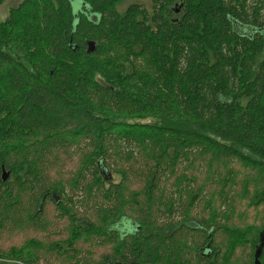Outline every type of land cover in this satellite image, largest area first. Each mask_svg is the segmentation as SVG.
Listing matches in <instances>:
<instances>
[{
    "label": "trees",
    "instance_id": "16d2710c",
    "mask_svg": "<svg viewBox=\"0 0 264 264\" xmlns=\"http://www.w3.org/2000/svg\"><path fill=\"white\" fill-rule=\"evenodd\" d=\"M123 1L0 25V264H254L264 0Z\"/></svg>",
    "mask_w": 264,
    "mask_h": 264
},
{
    "label": "rangeland",
    "instance_id": "374dc122",
    "mask_svg": "<svg viewBox=\"0 0 264 264\" xmlns=\"http://www.w3.org/2000/svg\"><path fill=\"white\" fill-rule=\"evenodd\" d=\"M24 2V0H3L2 4L0 5V25L3 26L4 23L9 24V27L12 24L15 23V26L17 27L21 22H23L24 20L27 19V16L24 15L25 12L21 11V14L17 13V10H19L21 8V4ZM132 3H140L142 5H145L147 8L149 7V1L148 0H125L123 1L121 4L117 5V10L119 12H122L125 10V8L132 4ZM16 11V14L13 16V12ZM27 13V11H26ZM8 27V28H9ZM12 30H6L5 27H0V41H1V45H3L2 43H4V40H8L9 35L12 36ZM142 124L145 125H154V122L151 119H147L145 121H141ZM8 175V174H7ZM114 182L117 183L119 181V179L117 177H113ZM195 211V208H194ZM194 211L191 209L190 210V214H193ZM48 225H49V218H48ZM63 226V225H61ZM146 231V233H169L171 231V228H166V229H159V228H151V229H146L144 230V232ZM24 234L20 233V235L18 237H23ZM15 236H13L14 238ZM16 238V237H15ZM18 240V238H17ZM6 264H15V263H6Z\"/></svg>",
    "mask_w": 264,
    "mask_h": 264
},
{
    "label": "water",
    "instance_id": "95a60500",
    "mask_svg": "<svg viewBox=\"0 0 264 264\" xmlns=\"http://www.w3.org/2000/svg\"><path fill=\"white\" fill-rule=\"evenodd\" d=\"M232 28L233 31L236 32L237 34H239L240 36H245L248 33L244 32V28H239V26L235 23L232 24ZM244 34V35H243ZM87 52L88 53H92L94 52V44L93 43H88L87 44ZM7 173H5L4 171L2 172V179L6 180L7 179ZM264 246V231L260 234V238H259V245L257 246V248L255 249V253H254V264H259V257L261 254V250Z\"/></svg>",
    "mask_w": 264,
    "mask_h": 264
}]
</instances>
